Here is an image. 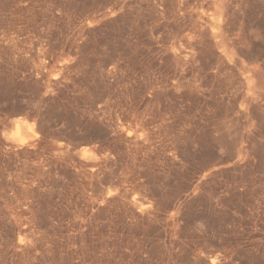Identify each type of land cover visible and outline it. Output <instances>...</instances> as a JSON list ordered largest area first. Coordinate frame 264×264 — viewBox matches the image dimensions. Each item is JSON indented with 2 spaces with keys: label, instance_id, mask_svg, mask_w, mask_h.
<instances>
[{
  "label": "rangeland",
  "instance_id": "1",
  "mask_svg": "<svg viewBox=\"0 0 264 264\" xmlns=\"http://www.w3.org/2000/svg\"><path fill=\"white\" fill-rule=\"evenodd\" d=\"M0 264H264V0H0Z\"/></svg>",
  "mask_w": 264,
  "mask_h": 264
}]
</instances>
